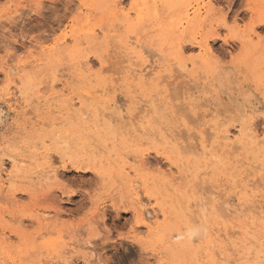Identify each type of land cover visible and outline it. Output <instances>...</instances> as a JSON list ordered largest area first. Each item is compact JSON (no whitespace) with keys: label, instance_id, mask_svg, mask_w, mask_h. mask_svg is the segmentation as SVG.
<instances>
[{"label":"rangeland","instance_id":"rangeland-1","mask_svg":"<svg viewBox=\"0 0 264 264\" xmlns=\"http://www.w3.org/2000/svg\"><path fill=\"white\" fill-rule=\"evenodd\" d=\"M263 138L264 0H0V264H264Z\"/></svg>","mask_w":264,"mask_h":264},{"label":"bare ground","instance_id":"bare-ground-1","mask_svg":"<svg viewBox=\"0 0 264 264\" xmlns=\"http://www.w3.org/2000/svg\"><path fill=\"white\" fill-rule=\"evenodd\" d=\"M120 2V1H119ZM109 54V53H108ZM107 59V58H106ZM85 62V61H84ZM89 66V65H88ZM14 71H16V68H13V67H9L8 68V70H7V72H6V74H7V76L9 77V76H11L12 74H13V72ZM131 72V71H130ZM132 74V73H131ZM171 82V81H170ZM77 85V84H76ZM175 131V130H174ZM202 132V131H201ZM248 132V131H247ZM181 133V132H180ZM184 133V132H183ZM250 133V132H249ZM185 134V133H184ZM192 134V133H191ZM119 135V134H118ZM167 135V134H166ZM177 135H178V133H177ZM180 136H181V134H180ZM226 136V135H225ZM224 136V137H225ZM169 137V136H168ZM182 138L184 137V136H181ZM228 137V136H227ZM243 138V137H242ZM175 141H177L176 140V138H175ZM235 141V140H234ZM234 141L232 142L233 143V146L235 145L234 144ZM195 142V141H194ZM202 142V141H201ZM245 142V141H244ZM178 144H180V143H178ZM254 144V143H253ZM264 144V138L263 139H261L260 140V142L259 143H257L256 142V144H254L255 146H261V145H263ZM2 145V144H1ZM225 145V144H224ZM179 146V145H178ZM245 147V146H244ZM258 147V148H259ZM233 148H235V146L233 147ZM236 148H237V146H236ZM236 148L234 149V150H236ZM262 148V147H261ZM260 149V148H259ZM210 151V150H209ZM232 152V151H231ZM235 152V151H234ZM48 156V155H47ZM145 160V159H144ZM48 161V160H47ZM146 169V168H145ZM139 171V170H138ZM261 173H263V172H261ZM257 179V178H256ZM205 181V180H204ZM255 181V180H254ZM236 185V184H235ZM167 188V187H166ZM155 189V188H154ZM171 191V190H170ZM161 192V191H160ZM195 193V192H194ZM198 194V193H197ZM196 194V195H197ZM207 196V195H206ZM151 197H149L148 196V199H150ZM209 198V197H208ZM136 200L140 203V199H139V197H136ZM195 200H197V199H195ZM200 202H201V198H200ZM208 202V201H207ZM206 202V203H207ZM224 202V201H223ZM205 203V202H204ZM203 203V204H204ZM208 204H210V203H208ZM201 205V204H200ZM197 206V205H196ZM222 207V206H221ZM253 207H255V206H253ZM181 208H183V207H181ZM218 208V207H217ZM249 208V207H248ZM155 209V208H154ZM154 209L152 208V212L151 213H149V212H147V210H145L144 208L142 209L141 208V212H142V215H143V213L144 214H147L148 216H150V215H152V214H156L155 213V211H154ZM223 209V208H222ZM257 210H255V208L253 209V212H256ZM221 212V211H220ZM252 212V211H251ZM253 212H252V214H253ZM165 213V212H164ZM218 213V212H217ZM257 213V212H256ZM260 213V212H259ZM139 214H141V213H139ZM220 214V213H219ZM204 215V214H203ZM247 215V214H246ZM140 216V215H139ZM220 216V215H219ZM143 217V216H142ZM189 217V216H188ZM144 218V217H143ZM242 218V217H241ZM141 219V218H140ZM146 219V218H145ZM208 219V218H207ZM253 219V218H252ZM142 220V222H143V219H141ZM148 220V219H147ZM151 220V219H150ZM166 221V220H165ZM229 221V220H228ZM206 222H208V221H206ZM246 222V221H245ZM209 223V222H208ZM207 223V224H208ZM252 224V223H251ZM253 225V224H252ZM204 227L203 228H200V227H191L187 232L190 234L188 237H187V239H188V242L192 239V238H194V236H202V234H204ZM228 233V232H227ZM183 233H181V232H176L175 234H173L172 236H170L171 237V239H175V240H180L182 237H183ZM227 234H225V236H226ZM228 237V236H227ZM211 238V237H210ZM197 239V238H196ZM202 239V238H201ZM224 239H225V237H224ZM173 242V241H172ZM212 242V241H211ZM210 247V246H209ZM216 251V250H215ZM219 256V255H218ZM218 256H217V258H218ZM216 259V258H215ZM229 262V261H228Z\"/></svg>","mask_w":264,"mask_h":264}]
</instances>
